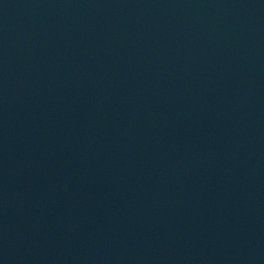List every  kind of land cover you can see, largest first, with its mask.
Instances as JSON below:
<instances>
[{
  "label": "water",
  "instance_id": "1",
  "mask_svg": "<svg viewBox=\"0 0 264 264\" xmlns=\"http://www.w3.org/2000/svg\"><path fill=\"white\" fill-rule=\"evenodd\" d=\"M0 264H264V0H0Z\"/></svg>",
  "mask_w": 264,
  "mask_h": 264
}]
</instances>
